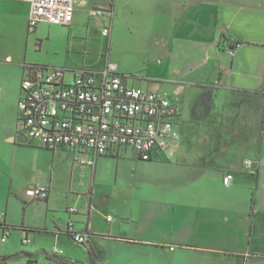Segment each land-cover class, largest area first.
I'll return each mask as SVG.
<instances>
[{"label":"crops","instance_id":"1","mask_svg":"<svg viewBox=\"0 0 264 264\" xmlns=\"http://www.w3.org/2000/svg\"><path fill=\"white\" fill-rule=\"evenodd\" d=\"M94 8L110 23L94 26ZM124 9L151 26L141 21L145 34L120 55L113 30ZM28 23V3L0 0V264H264V0H75L69 25ZM97 42L106 56L89 49ZM28 64L114 65L128 84L167 93L181 104L176 155L139 176L129 148L87 164L26 143L18 101Z\"/></svg>","mask_w":264,"mask_h":264},{"label":"built area","instance_id":"2","mask_svg":"<svg viewBox=\"0 0 264 264\" xmlns=\"http://www.w3.org/2000/svg\"><path fill=\"white\" fill-rule=\"evenodd\" d=\"M15 1L29 4L31 30L42 22L69 25L74 19L75 0ZM107 10L94 8L93 12L100 16ZM109 32V27L103 28V35ZM180 105L167 93L128 84L127 76L114 65L93 69L28 64L18 101V132L28 144L70 149L87 164L123 147L141 160L171 159L181 138L176 121ZM232 178L227 174L224 183ZM28 194L45 199L48 191L34 188ZM70 235L77 243L88 244L87 233Z\"/></svg>","mask_w":264,"mask_h":264},{"label":"rangeland","instance_id":"3","mask_svg":"<svg viewBox=\"0 0 264 264\" xmlns=\"http://www.w3.org/2000/svg\"><path fill=\"white\" fill-rule=\"evenodd\" d=\"M94 13V12H93ZM137 15H133L131 12L128 13V10L126 11L125 9L123 10V12L119 13V16H116L114 19V30L113 33L114 35H116L118 41H119V47L118 50H120V55H122V52L126 51V45L124 43V41H126L127 39L130 38H136L138 36H141L144 33V31H142L141 29H139L137 26L141 24V21L145 24V26L149 27L151 26L147 21V17L145 16H141L140 14L136 13ZM92 15V14H91ZM111 21V17L108 15L107 12H105L103 15L97 16V15H92L91 18V23L96 26V25H103V23H110ZM63 28H67L66 26H61ZM50 47H51V52L53 53H59V54H63V48L61 46V44L57 41V39L53 38V40H51L50 42ZM47 44V42L45 43ZM105 44V45H104ZM103 45H101L100 42H97V44L95 45H91V47L89 49H91V51H93V53L95 54H100V55H104L106 56L107 54V47L106 44L107 42H105ZM46 47V46H45ZM60 51V52H58ZM40 55L44 56H53V54H48L45 50L41 51L39 53ZM68 68H79V67H70V66H66ZM199 126V125H198ZM196 127V126H195ZM135 159H137V167H138V172H136L137 175L142 176L140 173H143V175H147V176H152L154 174V172H156V170L158 169L159 166V158H155L153 160H141L139 158L134 157ZM127 159V161H126ZM124 160V166L128 167V169H125V173H127V170L132 171L133 175H134V171L135 168L133 162H129L131 159L126 158ZM115 162L111 161L110 163H108V169L106 171L105 176H107L109 179L113 180L115 177ZM122 175H125L123 173H121ZM129 175H131V173L129 172ZM152 179V177H150ZM149 183H152V181H150ZM211 260V259H210ZM214 260H211L210 264L213 263ZM207 262V261H206ZM200 264V263H199ZM250 264V263H249Z\"/></svg>","mask_w":264,"mask_h":264},{"label":"trees","instance_id":"4","mask_svg":"<svg viewBox=\"0 0 264 264\" xmlns=\"http://www.w3.org/2000/svg\"><path fill=\"white\" fill-rule=\"evenodd\" d=\"M240 43V41H234V43H231V46L232 47H235V46H237L238 44ZM0 226H2V224H0ZM90 255H91V260L93 261V262H95L96 261V253H95V250L92 248V247H90ZM56 259H59L58 257H55Z\"/></svg>","mask_w":264,"mask_h":264}]
</instances>
